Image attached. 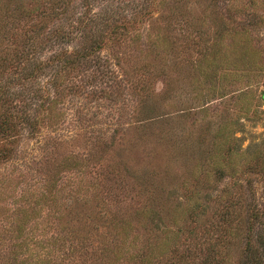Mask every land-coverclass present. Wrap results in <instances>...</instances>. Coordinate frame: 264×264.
<instances>
[{
  "label": "rangeland",
  "instance_id": "obj_1",
  "mask_svg": "<svg viewBox=\"0 0 264 264\" xmlns=\"http://www.w3.org/2000/svg\"><path fill=\"white\" fill-rule=\"evenodd\" d=\"M3 88L0 264L261 259L264 0H0Z\"/></svg>",
  "mask_w": 264,
  "mask_h": 264
},
{
  "label": "trees",
  "instance_id": "obj_2",
  "mask_svg": "<svg viewBox=\"0 0 264 264\" xmlns=\"http://www.w3.org/2000/svg\"><path fill=\"white\" fill-rule=\"evenodd\" d=\"M115 15H116V13L114 11L109 12V13L108 12H103L102 14H100V17H99L100 22H98V24L100 26H102V25L103 26H108L107 24L109 22H111V20L113 19V17ZM90 42L91 43H90V46L88 48H86L84 51H81L80 53H77V54H74L73 56H71L72 57L71 60L66 57L68 62L71 63L74 60H77V59L81 60V59H84V58L90 56L98 48L99 39L98 38L97 39L92 38L90 40ZM26 59H29V57H27ZM27 62H28V64H27ZM27 62L24 64V67L22 68L23 72L26 73V75H30L34 71H40V70L43 69V67H41V65L39 63L36 65V64H33L32 61H27ZM26 64H27V67H26ZM3 91H6V90L4 88L0 89V97H1V95H5V94H3ZM262 218L263 217H261L260 219L262 220ZM252 232L253 231L250 230V231H248V234H246V238L249 240V242H248L249 245L251 244V242H254V236L252 235ZM256 242L258 243V247H259L258 248V253H260L261 259H260L259 256L252 255L251 258H248V260H247V262H245V264H264V260L262 259L263 255H264V234H261V235L257 236L256 237ZM207 250H208V255H207L206 259H205V263L206 264L216 263L215 262V255H214L215 254V250H213L211 248H209ZM251 252H252L251 254H256V251H254V252L251 251ZM210 257H212V258H210Z\"/></svg>",
  "mask_w": 264,
  "mask_h": 264
}]
</instances>
